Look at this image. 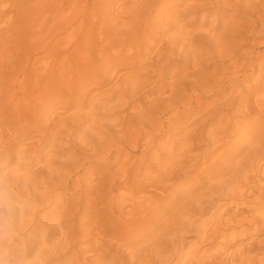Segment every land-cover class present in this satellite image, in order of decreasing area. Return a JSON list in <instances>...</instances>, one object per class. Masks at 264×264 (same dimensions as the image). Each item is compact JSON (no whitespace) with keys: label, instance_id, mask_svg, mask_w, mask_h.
I'll return each instance as SVG.
<instances>
[{"label":"rangeland","instance_id":"obj_1","mask_svg":"<svg viewBox=\"0 0 264 264\" xmlns=\"http://www.w3.org/2000/svg\"><path fill=\"white\" fill-rule=\"evenodd\" d=\"M189 1L0 0V264H109L123 252L129 264L138 251L140 264L184 234L197 199L213 197L232 165L221 157L246 154L254 79L234 88V65L262 38L241 44L233 65H215L212 50L195 60V38L172 51L168 18L178 33L202 26L205 0L196 18ZM232 13L217 25L209 16L201 37ZM218 212L199 225L203 236L223 228ZM200 246L175 264H197ZM258 247L250 254L262 256Z\"/></svg>","mask_w":264,"mask_h":264},{"label":"bare ground","instance_id":"obj_2","mask_svg":"<svg viewBox=\"0 0 264 264\" xmlns=\"http://www.w3.org/2000/svg\"><path fill=\"white\" fill-rule=\"evenodd\" d=\"M204 2L205 4H203V7L205 11L201 13L202 26L197 30L189 29L190 31H185L183 33H178V30L172 31L173 29L171 30V28L174 25L175 20L173 17H171L172 19H167V24L164 23L163 25L164 28H167V30H165V35L168 36L167 42L172 45L171 50L173 51L175 46L177 47L181 41L189 43V41L195 38L198 42L193 54L195 60L203 54H210L209 52L212 50V54L218 56V59H215L214 61L215 65H217L216 63H221L225 66L238 63L237 60L234 61L235 55L240 52L239 46L245 43L248 38H253L254 40L256 38H262L257 44L256 42H254L255 45L252 43L256 47V50L250 54V57L247 58L246 62L234 65L236 68L238 65L239 67L238 70L236 69V73L234 71L235 78L232 80V83H234L235 86L234 88L240 91L244 82L248 83L250 80L254 79L253 84L248 89L249 95L251 93L249 98L251 97L254 99L253 101L256 106V109L253 111L256 120L253 121L254 125L252 132L249 133V145L246 154L240 156L238 153H232V155L230 154L231 157L227 155L229 157L228 159L221 157L220 160L223 164L229 162L228 164L232 163V165L227 170V173L219 171L220 177L218 176V178L220 179L212 185L210 189L211 196L213 197L210 196L211 198L207 199H197L194 204L191 205L186 222L183 224L185 230L184 234L180 236L178 235L177 239L171 238L172 240L168 241L167 244L165 243L161 248L152 250V253L147 258L142 259L140 264H175L180 260V256L186 254L184 252L190 250V247L194 244L201 245L200 249L204 250V253L201 255L199 253V256L198 251L194 249L191 251L193 255H191L192 259L196 261L197 264H264V254H262V256L261 254L256 256L250 254L251 251L258 246L261 250L264 249V239L259 240L257 236L264 234V0H205ZM188 7L195 11L196 15L194 14V18L198 17L197 13L201 11L200 7L202 6H197L196 0H190ZM229 10H233V13L230 14L229 21L223 24L221 31L214 32V30L210 28L208 33L202 38L200 33L204 32L202 31L203 24L209 20V16H212L214 19L213 21L217 22L215 23L217 25L219 19ZM238 36L240 37L236 39ZM151 44L152 46L149 47L150 51L148 54L151 55L155 50L157 56L160 58L158 55L160 48L158 50L154 42H151ZM183 45L185 46V44ZM180 51L185 54V60L189 61L191 57L190 53H185L183 46ZM199 63L200 62H198V64ZM238 74H240L242 78H239ZM136 76L132 75L128 77L129 82L134 89L140 85V78L138 79ZM184 87L186 88V86ZM234 94L237 95L235 92ZM243 97L241 96L237 100L233 99L232 102L236 103L237 108L244 106ZM247 106L245 108H248ZM251 116L253 117V115ZM214 133L215 132L209 133V137L212 140H214ZM184 144H186V142ZM251 169L253 174L250 176V184L246 186L242 185L243 187H241L243 189H248L241 190L240 194H234L233 188L236 184H239L238 182L243 179V176L247 177L249 175L246 174ZM226 174H228L230 178L228 177L224 179L221 177ZM213 180L214 179L211 181ZM228 199H230V201H227ZM221 209L222 212H220ZM217 211L220 213L218 221L225 219V222L221 221L224 222L221 224L223 225V228H221L219 224L214 226L215 229L213 228V231L210 229L211 234H209V236H203V231H201L199 227L204 226L214 214H217ZM177 217L178 214L174 215V218ZM238 228H242L239 235ZM251 231H254L255 234L251 235ZM228 232L232 234L230 235ZM219 236H221L223 240L213 246L212 244H216L215 242ZM248 238L249 241H247ZM206 240L209 241L207 245L201 244ZM41 250L44 251L43 249ZM123 253H120V257H117L116 259L113 258L114 260L112 259L109 264H125L126 259H124L125 261L122 260V257L125 255ZM139 254V251L137 254H134L133 258H130L131 262L129 264H134V261L140 257H137ZM10 255L11 254H9V256ZM97 260L99 261V264H104V259L102 257ZM126 264H128V262Z\"/></svg>","mask_w":264,"mask_h":264}]
</instances>
